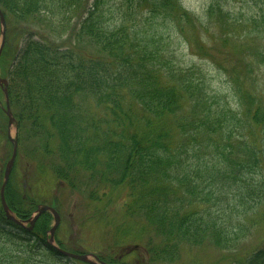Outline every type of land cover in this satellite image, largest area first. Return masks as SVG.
Wrapping results in <instances>:
<instances>
[{
    "label": "trees",
    "instance_id": "1",
    "mask_svg": "<svg viewBox=\"0 0 264 264\" xmlns=\"http://www.w3.org/2000/svg\"><path fill=\"white\" fill-rule=\"evenodd\" d=\"M253 8L234 15L211 0L201 23L179 0H0L4 50L20 46L6 75L18 147L33 144L57 183L87 201L113 204L123 189L145 253L136 264H175L183 246L202 243L217 250L215 264H264V234L246 245V221L264 205V90L253 74L264 65V0ZM192 22L217 24L238 49L226 63L247 59L246 86L224 72L233 100L176 66L166 38L184 42ZM5 199L21 219L35 209L25 193ZM50 222L43 213L27 231L0 207V264H89L46 244Z\"/></svg>",
    "mask_w": 264,
    "mask_h": 264
},
{
    "label": "rangeland",
    "instance_id": "2",
    "mask_svg": "<svg viewBox=\"0 0 264 264\" xmlns=\"http://www.w3.org/2000/svg\"><path fill=\"white\" fill-rule=\"evenodd\" d=\"M210 1L179 0V3L198 22L204 23L206 18L203 11ZM259 2L261 0H223V7L234 15H245L248 11L254 10L253 6L258 5ZM160 23L167 26L166 21H160ZM202 27L199 23L187 24L184 35H182L184 42L179 44L172 40L174 35H168L169 39L166 38V41L172 42L169 48L175 52L176 66L190 69L195 74H202L206 92L214 99L220 102L233 100L224 72L238 77L244 82L246 71L242 65L247 59L237 63H226L228 57H234L231 58L232 62L236 60V56L239 54L238 49H232L228 43L226 44L222 40L220 32L223 31L217 24H212L209 31H205ZM231 46L237 47L238 45L231 44ZM19 47L12 45L8 47L9 49L5 48L4 50L3 48L0 56V78H6L7 69L12 65ZM221 68L225 71H221ZM253 74H256V79H258L257 86L264 90V65L256 67ZM244 86H246V82H244ZM4 103V96L0 89V185L3 181L5 164L11 155V143L7 139V134L11 138H15L18 129L17 123L8 126ZM16 155L8 183L5 186L4 198L5 193L9 192L16 195L18 199L25 193L33 200L34 206L38 204L52 206L60 215V222L54 233V243L60 240L66 249L78 253L105 254L111 256L109 261H118L117 263H126L127 261V264H136V260L141 261L145 258L143 247L139 245L138 248H135L136 243L139 244L135 237L139 227L124 210V199L127 195L123 189L115 192L116 200L113 204L107 199V195H103L98 201H87L86 195L81 196L72 189L65 188L64 190L61 187L63 183L57 185V180L54 179L45 159L33 144H29V147L23 149V152L22 148L18 147ZM34 156H36L35 160ZM37 177H40V181L34 183ZM48 199L50 201H47ZM96 209H100L104 213L102 215L94 214ZM105 211H109L108 214ZM50 217V226L46 231L43 228L46 238H48L49 229L53 224L52 216L50 215ZM246 224L250 228L249 231H246L248 239L246 245L250 248L264 234V205L258 216L247 220ZM119 227L124 230H120L121 232L131 233L134 236L122 240L121 246L115 248L113 241L121 233L117 232ZM112 246L114 249L111 252L109 250ZM218 256L217 250L207 243L187 245L182 247L179 260L175 264H215ZM89 258L93 260L91 257Z\"/></svg>",
    "mask_w": 264,
    "mask_h": 264
},
{
    "label": "water",
    "instance_id": "3",
    "mask_svg": "<svg viewBox=\"0 0 264 264\" xmlns=\"http://www.w3.org/2000/svg\"><path fill=\"white\" fill-rule=\"evenodd\" d=\"M0 25L2 27V36H3V29H4V25H5V22H4V17H3V14L1 13L0 11ZM2 46H3V40L1 41V44H0V51L2 49ZM6 85H7V81L6 79H1L0 78V86H4L3 87V92L6 96ZM6 115L8 116V125H10L12 122H13V118L11 117L10 115V109H9V106H8V103L6 102ZM8 139L12 142V154H11V157L10 159L7 161L6 163V166H5V170H4V180H3V183L0 187V202H1V205H2V208L4 210V213H5V216L7 219L13 221L14 223L16 224H21L19 221H17L15 218H13L8 209H7V206L5 204V200H4V196H3V190H4V187H5V184L7 182V179L9 177V173H10V170L13 166V162H14V159H15V156H16V141L13 140L9 135H8ZM44 211H49L52 215H53V218H54V224L53 226L50 228V231H49V239H48V244L50 245H54L53 244V235H54V231L58 225V222H59V216L57 214V212L50 206L48 205H42V206H39L37 207V210H36V213L34 214V216L28 221L29 222V228L32 227L34 221L37 219V217ZM60 254L66 256V257H70L72 259H76V260H80V261H87V256L85 254H75V253H71V252H67V251H64L62 249H59L57 248L56 246H53ZM99 264H106L104 262H99Z\"/></svg>",
    "mask_w": 264,
    "mask_h": 264
}]
</instances>
